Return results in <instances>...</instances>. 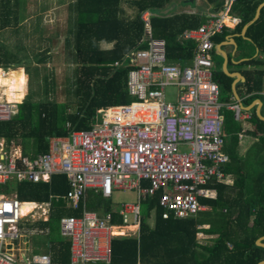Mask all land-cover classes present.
<instances>
[{"label": "trees", "instance_id": "1", "mask_svg": "<svg viewBox=\"0 0 264 264\" xmlns=\"http://www.w3.org/2000/svg\"><path fill=\"white\" fill-rule=\"evenodd\" d=\"M122 1H68L64 45L67 62L72 66L67 69L62 84L65 99L59 101L55 96L58 84L54 74L47 72V63L52 57L51 46L46 45L30 57L22 43L26 35L19 34L26 1L0 0V33L11 28L17 35L12 48L0 39V67H24L30 82H36V86L31 87L17 104V112L11 119L0 121V139L19 145L24 155L34 157L48 151L52 136L68 135L72 130L89 129L98 123L100 108L132 101L133 97L127 91L130 66L126 63L116 66L114 62L122 60L133 49L147 47L148 31L141 18L146 9L154 12L151 17L152 33L166 41L168 59L187 61L192 58L196 42L184 39L182 34L186 29L198 27L205 17L200 14H173L175 8L167 14L159 13L174 2L186 3L189 0H128L135 9L133 16L124 14ZM260 2L235 0L232 11L242 17V23L234 32L240 33L243 25L253 19ZM219 5L220 2L215 4V8ZM229 29L226 27L214 35V42L225 39ZM246 36L252 42L241 36L237 39L251 45L250 56L256 46L264 53V6L259 17L248 26ZM47 40L49 42L51 38ZM104 41L112 42L113 46L103 48L101 43ZM213 55L217 56L214 52ZM244 63L254 65L247 75L248 91L261 90L264 56L252 57ZM214 78L219 83L220 100L231 103L232 77L220 71L215 72ZM226 110L222 107L227 126L229 121H234L232 111ZM252 119L263 131L257 153H254L257 156L254 164L246 166L243 159L236 155L234 144L237 134L226 128L230 136L224 137V150L229 161L223 169L226 172L236 171L237 176L232 185L215 179L209 181L207 186H213L218 191L215 198L200 197L202 203L209 205V210L186 217L171 215L164 218L159 204L161 191L149 195L142 201L139 233L114 236L111 261L98 264H134L138 260L146 264H257L263 260L264 246L257 244L256 240L264 235V120L255 113ZM233 129L239 131L240 126L237 124ZM69 187L64 174H54L48 182L13 180L3 188L5 192L16 190L21 201H51L49 219L36 223L48 228L44 234V247L50 251L56 264L68 262L71 251L70 240L60 231L61 217L80 215L84 204L88 209L102 212L111 210L112 205L110 198L89 189L80 208L67 207L64 196ZM152 215L153 224L149 221ZM115 216V221L119 222V216ZM203 224H208V227L200 226ZM199 232L206 235L208 242L201 241Z\"/></svg>", "mask_w": 264, "mask_h": 264}, {"label": "built area", "instance_id": "2", "mask_svg": "<svg viewBox=\"0 0 264 264\" xmlns=\"http://www.w3.org/2000/svg\"><path fill=\"white\" fill-rule=\"evenodd\" d=\"M210 1L211 9L200 13L205 21L182 34L196 42L190 63L168 59L166 41L152 33L154 12L146 9L141 18L148 31L147 47L114 62L130 66L127 91L132 101L100 108L98 123L52 136L48 151L34 157L24 155L20 146L0 143V264H56L49 253L28 256L15 246L23 202L16 194L2 193L12 179L48 182L54 174H64L70 186L64 198L73 209L80 208L89 189L105 197L115 189L135 190L137 200L118 209L123 224L130 217L140 224L142 201L158 191L164 218L195 215L207 208L200 197L215 196L207 184L226 179L223 165L229 161L222 107L231 108L237 119L250 117L238 103L220 100L212 55L213 36L237 26L242 17L232 11L235 0ZM168 85L177 88L175 101L166 99ZM17 104L0 97V121L11 119ZM113 220V211L100 214L86 207L80 215L61 217V234L71 242L70 260L64 264L109 263Z\"/></svg>", "mask_w": 264, "mask_h": 264}, {"label": "crops", "instance_id": "3", "mask_svg": "<svg viewBox=\"0 0 264 264\" xmlns=\"http://www.w3.org/2000/svg\"><path fill=\"white\" fill-rule=\"evenodd\" d=\"M37 1L39 2L40 8H45L48 6L46 4V1L45 2L43 0H37ZM126 3L128 4L127 6H126ZM126 3H125V5L122 4L124 14L126 16H133L135 13V9H132L130 7L129 2H126ZM175 3H176V7L173 10V14L174 13L200 14V13H203V12L210 10L212 7L210 0H194L193 2L189 1L186 3H182V2H179V3L175 2ZM54 4H55V2H54ZM67 4H68V2L66 3V5ZM179 4H181L180 8H178ZM263 6H264V0H261V2L259 3V5L256 9L255 16L253 18L256 17L257 10L260 7L259 14L257 15L256 19L259 17V15L261 13V9ZM130 8L132 9V11L129 14L128 11L130 10ZM126 12L128 14H126ZM235 14H237V13H235ZM25 16H27V14H25ZM238 16H240V15H238ZM241 23H242V21L238 25H240ZM246 24L243 25L240 33L234 32V29L238 25L235 27H229L230 29L228 30V33L226 34L225 39L221 40L220 42H215V48H214L213 52L217 56L214 57V55L213 54L212 55H213V60H214V68H215L216 72L222 71L226 75L232 77V81L230 84L231 85V94H230L231 95L230 96L231 103L232 102L238 103L241 106L243 112H247L250 114V117H242L241 119H237L231 108H229L227 106H223L225 109H227L226 111H232L233 121H234V122L229 121L228 124L230 126L228 124H227V126H226V124H224L225 135H226V137L230 136L229 133L227 132L226 128L230 129L229 132H231V133L233 132V133L237 134V141L235 142V144L233 142L236 155H238L241 158V160L243 159V162H244V164H246V166H247V164L252 166V164H254V161L257 157V156H254V153H257V149H258L257 144L259 142L261 135L263 134V131L257 126V124L253 121L252 118H253V113H255L260 119L264 120V93H263V91H264V78H263L261 90L255 89L252 91H248V87H247V83H246V80L248 77L247 75L249 73L248 71L250 69L254 68V65L245 64L244 61L250 60L252 57H259V56L262 57V56H264V53L260 52V49L257 46L256 47L254 46L255 47L254 53H253V55L250 56L249 54L252 52L251 45L245 41H242V40L240 41L237 39L238 36H241L245 40L252 42L251 38L246 36L247 28L251 23L245 27ZM101 46L103 48H110L113 46V43L104 41L101 43ZM191 60H192V58L187 60V61L177 60L175 62H179V63L183 64V63H190ZM0 68L3 69L4 67L3 68L0 67ZM4 69L6 70V68H4ZM19 102H21V99L19 100ZM223 103H228V102H223ZM223 115H224V113H223ZM234 123H237L240 126L239 131H232V130H234L233 128H235L237 126V124H234ZM1 139H3V138H1ZM15 146H19V145L15 144ZM230 165H231V161H230L229 167H230ZM225 173H226V179L224 181H218V182H223L225 184L232 185L234 183L236 176H237L236 171H233V170H231L229 172L225 171ZM13 180H15V179L10 180L9 182H11ZM15 181H17V180H15ZM25 181H27V180H25ZM17 182H19V181H17ZM209 187L215 190V196L208 197V198H215L218 194L217 189L213 186H209ZM3 188H4V186H3ZM3 188H2V193L6 194V195H14V194L17 195L16 190H11L10 192H5L3 190ZM111 197H106V198L111 199ZM85 199H86V197H85ZM85 199H84V201H85ZM111 201H112V199H111ZM22 202L23 203L32 202L35 204V207L32 208L26 215H24L23 218L25 216L30 215L31 211L33 209L40 208L41 211L39 213L41 215H43V217L40 218V220L46 221L49 219L51 208H52L51 207L52 206L51 201H44V202L22 201ZM46 203H49V205H47ZM66 205H67V203H66ZM67 207H69V206L67 205ZM84 207H86L85 204H84ZM209 208H210L209 205H207V208L204 210H201V211L209 210ZM118 209L119 208L114 207V204L112 202L111 210H109V211L114 212L113 223L116 226V227H114V232H115L114 236L138 234L139 229H140V224H135L133 222L132 218H131V221L129 220L128 224H123L122 217L118 213ZM89 210L97 211L100 214H105V213L109 212V211L102 212V211L94 210V209H89ZM38 214H36L35 216H37ZM116 214L120 218L119 222L115 221V217H116L115 215ZM32 217H34V216H32ZM23 218L21 219V221L23 220ZM40 220H34L33 222H30V223L23 222V224L20 221L18 224L20 236L15 241V246L18 248L19 251H21L25 255L30 256L31 254H35V253H33V251L36 247L34 244H32V241H31L32 237H30V235L32 236V235H35L37 233L45 234L46 232H48V228H43L36 223L37 221H40ZM149 221L151 224H153L154 215L151 216ZM120 224H121V226L118 227V225H120ZM200 226L208 227V224H203ZM198 235L201 238V241L208 242L205 238L206 235H204L202 232H199ZM39 245L41 246V244H39ZM111 245H112V239H111ZM40 249L43 250L42 253H49L50 254V251L48 249H46L44 246H41ZM138 261H140V260H138Z\"/></svg>", "mask_w": 264, "mask_h": 264}, {"label": "rangeland", "instance_id": "4", "mask_svg": "<svg viewBox=\"0 0 264 264\" xmlns=\"http://www.w3.org/2000/svg\"><path fill=\"white\" fill-rule=\"evenodd\" d=\"M26 1V0H25ZM46 1L48 5L45 8H40L39 2L37 0H27L25 2L24 13L27 14L21 21L19 28V34L25 37L22 38V43L26 48L29 56L32 57L35 52L42 50V48L46 47V45L51 46L52 57L49 59L47 63V72H52L54 74L55 80L58 84L56 91V99L59 101H63L65 99V93L63 91V82L65 80V76L67 74V69L69 70L72 65L67 62L66 49L64 45V37L67 31V18H68V10L66 3L69 0H43ZM55 2V4H54ZM124 2V3H123ZM128 0H123L122 4ZM128 4L126 3V6ZM194 5V4H193ZM131 7V6H130ZM181 7L179 4L178 8ZM132 8V7H131ZM128 11L129 14L132 9ZM126 14H128L126 12ZM37 28V29H36ZM51 40L48 42V38ZM41 38H44L41 39ZM0 39L4 41L11 48L15 46L17 35L12 31L11 28L6 29L0 33ZM42 46V47H40ZM40 47V48H39ZM41 66V65H40ZM15 67L13 69H17ZM8 70L12 68H7ZM5 70L8 72V70ZM44 69V68H43ZM25 71V68H23ZM43 70H41L42 74ZM26 73V71H25ZM36 82L33 83L29 80V75L26 73V81L24 84V94L21 98V101L26 96V94L30 91L31 87H35ZM4 88L0 86V97L6 98L4 93ZM2 91V92H1ZM166 99L168 101H175L177 97V88L174 85L166 86ZM4 143V139H0V143ZM14 143H11V146H14ZM186 146H181V150H186ZM12 187V186H11ZM112 202L114 207L119 208L124 202H134L137 200V192L135 190L130 189H115L112 194ZM40 208H35L31 211V214L25 216L21 223H30L34 220H40L43 217L40 212ZM39 213V214H38ZM38 214L37 216H35ZM34 217H32V216ZM131 221V217H130ZM20 223V224H21ZM20 226V225H19ZM32 237V244L35 245V249L33 253H42L41 246H44L45 235L41 233H37L35 235H30ZM38 244H41L38 245ZM31 254V253H30Z\"/></svg>", "mask_w": 264, "mask_h": 264}, {"label": "bare ground", "instance_id": "5", "mask_svg": "<svg viewBox=\"0 0 264 264\" xmlns=\"http://www.w3.org/2000/svg\"><path fill=\"white\" fill-rule=\"evenodd\" d=\"M25 81L26 73L23 70V67H18L17 69L12 68L8 70L6 74H3L0 69V86L4 88L3 94L6 96V99L12 102H19L23 97ZM34 207L35 204L32 202L23 203L21 207L22 215H26Z\"/></svg>", "mask_w": 264, "mask_h": 264}, {"label": "water", "instance_id": "6", "mask_svg": "<svg viewBox=\"0 0 264 264\" xmlns=\"http://www.w3.org/2000/svg\"><path fill=\"white\" fill-rule=\"evenodd\" d=\"M189 1H190V2H193L194 0H189ZM175 7H176V3L174 2V3H172V5H171L170 7L160 10L159 13H160V14H167L168 11H170L171 9H174ZM259 9H260V7H259L258 10H257L256 17H257V15L259 14ZM256 17L253 18L251 21H249V22L245 25V27L248 26L250 23H252V22L256 19ZM263 240H264V235H262L261 237H259V238L256 240V243L259 244V245L264 246V242H263ZM257 264H264V259L261 260V261H259Z\"/></svg>", "mask_w": 264, "mask_h": 264}]
</instances>
